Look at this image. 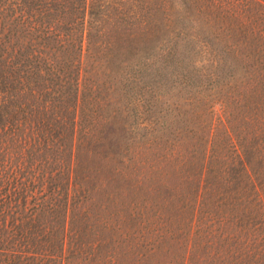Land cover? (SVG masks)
I'll list each match as a JSON object with an SVG mask.
<instances>
[{"label":"trees","instance_id":"obj_1","mask_svg":"<svg viewBox=\"0 0 264 264\" xmlns=\"http://www.w3.org/2000/svg\"><path fill=\"white\" fill-rule=\"evenodd\" d=\"M0 264H264V0H0Z\"/></svg>","mask_w":264,"mask_h":264}]
</instances>
